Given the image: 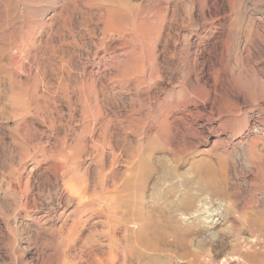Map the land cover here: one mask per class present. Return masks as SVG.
Masks as SVG:
<instances>
[{"label": "rangeland", "instance_id": "rangeland-1", "mask_svg": "<svg viewBox=\"0 0 264 264\" xmlns=\"http://www.w3.org/2000/svg\"><path fill=\"white\" fill-rule=\"evenodd\" d=\"M74 1L100 8L82 7L79 15L77 2L64 11ZM117 1L0 0V264H64L58 227L65 222L61 234L70 235L74 202L59 209L65 214L58 218L47 215L48 205L34 208L33 200L49 195L52 180L60 188L58 162L75 152L94 177L108 173L111 166L105 167L95 144L112 124L119 130L115 166L121 170L112 180L117 188L126 167L136 164L150 143L157 145L154 155L171 156L177 150L188 161H216L222 150L243 153L242 160L228 158L226 189L236 207L227 216L223 237L210 244L209 255L213 264H264V230L242 221L243 213H264V100H245L236 85L225 83L230 72L224 46L240 20L246 29L263 32L264 0H128L158 22L149 26L140 20L131 33L114 23ZM215 3L224 11L219 17L226 28L216 33L219 39L202 40L198 35L207 36L215 20L209 10ZM61 34L67 56L57 39ZM258 42L247 49L242 45L231 62L236 56L246 63L254 57L264 81V37ZM227 96L238 104L231 115L223 106ZM193 125L197 129L189 144L172 140L178 127ZM211 125L220 126L219 131H211ZM253 139H258L260 158L245 151ZM65 188L71 191L72 186ZM101 229L100 224L87 225L81 240L71 244L73 257L78 259L81 246L98 238ZM236 237L242 241L239 252L233 248Z\"/></svg>", "mask_w": 264, "mask_h": 264}, {"label": "bare ground", "instance_id": "bare-ground-1", "mask_svg": "<svg viewBox=\"0 0 264 264\" xmlns=\"http://www.w3.org/2000/svg\"><path fill=\"white\" fill-rule=\"evenodd\" d=\"M77 2L81 9L79 15H82V7L88 10L100 8L99 4L93 2L74 1L66 3L63 6L64 11L72 5H77ZM118 3L114 6L116 7L114 23L121 31L131 33L140 20L145 22V25L154 24L155 21L151 20L153 16H149L148 12L135 10L131 1L120 0ZM219 8L221 7L217 3L209 7L211 18L215 20L209 27L207 36L198 35L203 38L202 40L206 37L216 40L220 38L221 35L216 33L221 34L220 30H224L226 23L224 18L219 17L224 13L223 9ZM160 23L162 24V20ZM213 28L217 29L214 31ZM61 35L60 39H57L61 45L60 49L63 48V55L67 56L66 36ZM263 37L264 30L260 34L257 29H246L240 20L224 41L227 51L225 60H228L226 65L230 72L225 83L229 86L236 85L245 100H264V81L259 77L260 72L254 68V57H249V62L246 63L240 56H236L232 63V55L242 50V45L247 49L263 40ZM49 80L51 81L52 77ZM37 83V77H34L32 84L34 90ZM224 100L223 106L229 109L231 115L232 111L238 108V104L235 98L230 96ZM72 120L76 122L75 118ZM219 128L218 125H211V131L218 132ZM179 129L176 130V137L172 136V140L189 144V139L195 137L192 129L196 130L197 126ZM208 130L205 128L204 132ZM68 131L75 132L73 127ZM102 132L95 148L98 156L105 162V167L111 166L108 173L97 171L98 175L94 177L76 158L78 153L75 152L58 162V166L63 170L60 188L58 189V181L52 180L47 183L54 188L49 191V195H46L45 199L35 197L33 200L34 208L48 205L47 215L53 214L54 217L57 215L58 218L65 214L59 213V209L67 206L66 203L74 202L75 207L71 214L75 219L70 235L61 234L65 222L63 226L58 227V233L62 237L61 243L64 244L58 251L59 259L64 264H167L173 260H178L181 264H213L214 259L209 255L210 244L216 238L223 237L227 229L225 225L227 216L236 207L230 198L231 192L229 194L226 189L228 158L236 159L240 156L242 160L243 153L237 155L236 152L233 154L228 150H222L221 154L214 152L217 154L216 161L210 157L188 161L177 150H174L171 156L154 155L157 145L150 143L143 151L141 149L137 163L126 167L124 179L120 188H117L115 180H112L117 175L116 170L120 169V166H115L118 159L115 136L119 130L112 124ZM257 142L258 139L251 140L249 149L245 150L254 158H260ZM55 178L57 179L56 176ZM68 185L72 186L71 191L65 188ZM60 204L61 206H58ZM242 218L248 227H256L254 229L258 232L264 230V213L252 212L250 216L243 213ZM98 224L103 227L97 232L98 238L90 242L85 241L81 246V252L77 254L78 259L73 257L70 253L71 244L81 240L87 225L94 227ZM121 228L123 233L120 232ZM235 240L237 242L233 248L235 252H239L242 241L238 237ZM206 255L209 256L208 259L203 261ZM223 262L222 264H227ZM238 264L243 262L240 261Z\"/></svg>", "mask_w": 264, "mask_h": 264}]
</instances>
